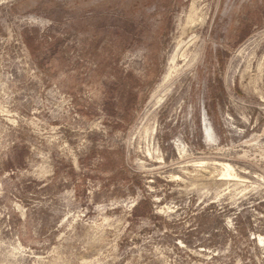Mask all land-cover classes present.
I'll return each mask as SVG.
<instances>
[{"label":"rangeland","instance_id":"1","mask_svg":"<svg viewBox=\"0 0 264 264\" xmlns=\"http://www.w3.org/2000/svg\"><path fill=\"white\" fill-rule=\"evenodd\" d=\"M0 264H264V0H0Z\"/></svg>","mask_w":264,"mask_h":264},{"label":"trees","instance_id":"2","mask_svg":"<svg viewBox=\"0 0 264 264\" xmlns=\"http://www.w3.org/2000/svg\"><path fill=\"white\" fill-rule=\"evenodd\" d=\"M144 203H140L135 209H134V213L137 215L140 211V208L141 206L143 205ZM152 210L151 209H148L147 212H151Z\"/></svg>","mask_w":264,"mask_h":264},{"label":"bare ground","instance_id":"3","mask_svg":"<svg viewBox=\"0 0 264 264\" xmlns=\"http://www.w3.org/2000/svg\"><path fill=\"white\" fill-rule=\"evenodd\" d=\"M205 134H206V136L210 137V129H209V126L207 125V123H205Z\"/></svg>","mask_w":264,"mask_h":264}]
</instances>
